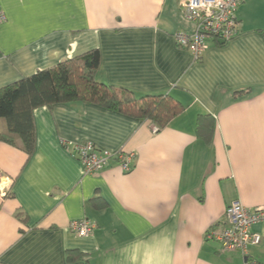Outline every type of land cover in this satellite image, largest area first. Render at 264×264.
Here are the masks:
<instances>
[{
	"label": "crops",
	"instance_id": "crops-1",
	"mask_svg": "<svg viewBox=\"0 0 264 264\" xmlns=\"http://www.w3.org/2000/svg\"><path fill=\"white\" fill-rule=\"evenodd\" d=\"M0 11V88L97 49L98 82L184 108L155 132L84 102L37 108L29 160L0 142V264H242L205 234L233 202L264 213V0H243L235 36L208 40L198 61L173 38L193 30L178 0H0ZM201 114L215 121L209 144ZM85 142L132 153L131 169L110 160L84 175L71 149ZM83 219L88 237L69 229ZM251 232L261 241L248 257L264 264V218Z\"/></svg>",
	"mask_w": 264,
	"mask_h": 264
},
{
	"label": "trees",
	"instance_id": "trees-1",
	"mask_svg": "<svg viewBox=\"0 0 264 264\" xmlns=\"http://www.w3.org/2000/svg\"><path fill=\"white\" fill-rule=\"evenodd\" d=\"M100 55L97 49L66 59L53 67L36 71L29 77L0 88V142L25 153L27 160L35 150V127L33 112L40 107L56 104L84 102L126 117L147 121L158 130L165 128L184 110L183 106L169 95L137 96L125 88L113 87L95 78ZM246 91H236L239 97ZM215 130V121L209 114L196 117V135L210 143ZM10 194H6L8 197ZM95 208L99 198L93 199ZM17 218L24 222L26 217ZM77 251H67L66 260L79 257Z\"/></svg>",
	"mask_w": 264,
	"mask_h": 264
},
{
	"label": "built area",
	"instance_id": "built-area-1",
	"mask_svg": "<svg viewBox=\"0 0 264 264\" xmlns=\"http://www.w3.org/2000/svg\"><path fill=\"white\" fill-rule=\"evenodd\" d=\"M243 0H178V6L184 19L193 24L191 33L177 31L173 34L175 43L189 51L195 61L201 58L210 39L228 42L237 32L236 10ZM5 15L0 11V23ZM153 131H158L153 127ZM71 155L79 161L84 175L101 171L110 160L119 162L122 171L131 169L132 153L121 151L111 153L98 149L93 143L75 144ZM9 184L8 179L0 175V185ZM3 193V190H0ZM264 218L261 209L250 210L239 202H233L225 208L224 221L220 228H211L205 239L219 242L226 251H237L242 264H254L248 257V249L260 243L261 237L251 232V227ZM95 224L87 219L73 221L69 225L71 232L79 237L92 234Z\"/></svg>",
	"mask_w": 264,
	"mask_h": 264
},
{
	"label": "water",
	"instance_id": "water-1",
	"mask_svg": "<svg viewBox=\"0 0 264 264\" xmlns=\"http://www.w3.org/2000/svg\"><path fill=\"white\" fill-rule=\"evenodd\" d=\"M224 42L223 41H220V44H223Z\"/></svg>",
	"mask_w": 264,
	"mask_h": 264
}]
</instances>
